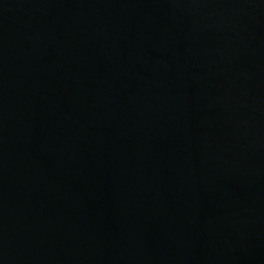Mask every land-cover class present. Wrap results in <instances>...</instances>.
<instances>
[{"label":"water","instance_id":"obj_1","mask_svg":"<svg viewBox=\"0 0 264 264\" xmlns=\"http://www.w3.org/2000/svg\"><path fill=\"white\" fill-rule=\"evenodd\" d=\"M0 264H264V0H0Z\"/></svg>","mask_w":264,"mask_h":264}]
</instances>
